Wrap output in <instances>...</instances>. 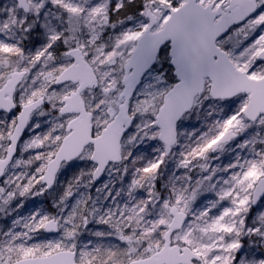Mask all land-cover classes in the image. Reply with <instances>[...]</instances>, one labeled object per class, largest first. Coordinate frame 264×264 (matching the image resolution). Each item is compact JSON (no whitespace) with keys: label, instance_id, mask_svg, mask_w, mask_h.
Masks as SVG:
<instances>
[{"label":"snow or ice","instance_id":"1","mask_svg":"<svg viewBox=\"0 0 264 264\" xmlns=\"http://www.w3.org/2000/svg\"><path fill=\"white\" fill-rule=\"evenodd\" d=\"M0 264H264V0H0Z\"/></svg>","mask_w":264,"mask_h":264},{"label":"rangeland","instance_id":"2","mask_svg":"<svg viewBox=\"0 0 264 264\" xmlns=\"http://www.w3.org/2000/svg\"><path fill=\"white\" fill-rule=\"evenodd\" d=\"M227 157L224 158V162L226 163L227 162ZM65 178L62 176L61 177V180H64ZM44 198L43 197H35V198H32V199H29L27 201H25V207L23 209H21V214L22 213H25V215H27L29 213V211L34 207V206H38L40 207L38 204L42 202ZM24 210H26L25 212H23ZM49 211H54L52 208L51 210ZM10 223V222H9ZM97 227H100V228H103L104 226L102 225H98ZM44 235V234H43ZM45 236V235H44ZM47 237V236H45ZM49 239H54V238H57V237H47Z\"/></svg>","mask_w":264,"mask_h":264},{"label":"trees","instance_id":"3","mask_svg":"<svg viewBox=\"0 0 264 264\" xmlns=\"http://www.w3.org/2000/svg\"><path fill=\"white\" fill-rule=\"evenodd\" d=\"M66 179V177H64ZM44 199L42 200L41 203H39L38 205L40 207H43V208H47L49 210H51V204H50V201L47 197H43ZM26 210H24L23 212H25ZM22 215H25V213H22Z\"/></svg>","mask_w":264,"mask_h":264},{"label":"water","instance_id":"4","mask_svg":"<svg viewBox=\"0 0 264 264\" xmlns=\"http://www.w3.org/2000/svg\"><path fill=\"white\" fill-rule=\"evenodd\" d=\"M48 237H56L55 233H44Z\"/></svg>","mask_w":264,"mask_h":264},{"label":"flooded vegetation","instance_id":"5","mask_svg":"<svg viewBox=\"0 0 264 264\" xmlns=\"http://www.w3.org/2000/svg\"><path fill=\"white\" fill-rule=\"evenodd\" d=\"M103 179V178H102Z\"/></svg>","mask_w":264,"mask_h":264}]
</instances>
